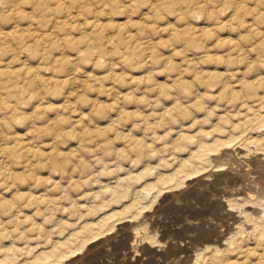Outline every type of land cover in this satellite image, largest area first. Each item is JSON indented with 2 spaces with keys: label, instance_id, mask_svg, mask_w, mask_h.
<instances>
[{
  "label": "rangeland",
  "instance_id": "obj_1",
  "mask_svg": "<svg viewBox=\"0 0 264 264\" xmlns=\"http://www.w3.org/2000/svg\"><path fill=\"white\" fill-rule=\"evenodd\" d=\"M263 77L264 0H0V264H264Z\"/></svg>",
  "mask_w": 264,
  "mask_h": 264
},
{
  "label": "bare ground",
  "instance_id": "obj_2",
  "mask_svg": "<svg viewBox=\"0 0 264 264\" xmlns=\"http://www.w3.org/2000/svg\"><path fill=\"white\" fill-rule=\"evenodd\" d=\"M52 8V7H51ZM263 42V41H262ZM151 62V61H150ZM151 64V63H150ZM259 69V68H258ZM264 78V77H263ZM259 79H261V78H259ZM263 81H264V79H263ZM262 80H261V82H263ZM245 83V82H244ZM264 83V82H263ZM258 85V84H257ZM261 85H262V83H261ZM247 88V87H246ZM237 91H240V90H237ZM235 92V91H234ZM243 93V92H242ZM241 93V94H242ZM245 93V92H244ZM237 95H238V92H237ZM243 95V94H242ZM246 95V94H245ZM241 96V95H240ZM241 98V97H240ZM264 99V98H263ZM246 100V99H245ZM259 113V112H258ZM264 113V112H263ZM257 115V114H256ZM262 115V114H261ZM260 115V116H261ZM259 116V117H260ZM263 116V115H262ZM258 119H262V117L261 118H258ZM264 119V118H263ZM253 125V124H252ZM184 136V135H183ZM258 138V137H257ZM262 142V141H261ZM203 143V142H202ZM259 144H261V143H259ZM201 145V144H200ZM224 145V144H223ZM222 145V146H223ZM263 145V144H262ZM200 147H202V146H200ZM199 147V148H200ZM218 148V144L217 145H205L204 146V150H206V151H208L209 152V154H210V156H211V152H215L216 151V149ZM222 148H220V150H221ZM199 150V149H198ZM218 151H219V148H218ZM220 152V151H219ZM218 152V153H219ZM201 153V152H200ZM197 154V153H196ZM192 154L190 153V156H191ZM202 155H204V153L202 154ZM195 156V155H194ZM209 156V155H208ZM237 156V155H236ZM196 157V156H195ZM202 157V156H201ZM206 157H207V154H206ZM239 157V156H238ZM258 157V156H257ZM191 158H193V157H191ZM208 158V157H207ZM211 158H212V156H211ZM211 158H209V160H207L209 163H210V159ZM259 159H261L260 157H258ZM206 159V158H205ZM239 159V158H238ZM263 159V158H262ZM194 160V159H193ZM180 162V161H179ZM258 163V162H257ZM260 163H261V161H260ZM264 164V163H263ZM182 165H183V167H185V168H187L186 170H188V168H194L193 166H194V162L193 161H191L190 159L188 160V161H184L183 162V159H182ZM196 165V164H195ZM256 165V164H255ZM180 166H181V164H180ZM197 166V165H196ZM261 166H263V165H261ZM197 168V167H196ZM260 168H262V167H260ZM264 168V167H263ZM181 169H182V167H181ZM191 170V169H190ZM197 170V169H196ZM257 171H259V170H257ZM245 178V177H244ZM264 188V187H263ZM236 198V197H235ZM238 198V197H237ZM253 198V197H252ZM264 200V199H263ZM262 199H260L259 197H255V200H253V203H255V204H257L258 205V207H255V208H257L256 209V213H260V214H258L257 216H254L253 214H250V212L249 213H244L245 214V216H244V219H246L245 221H247V222H249V221H252V222H254V226H253V228H255V230H256V228L258 229L259 227L258 226H263L264 227V201H263ZM228 201L230 202V204L234 207V208H236L237 207V209H242V212H245V211H243L244 209H243V205H241L240 204V202H238V201H240L239 199H231L230 198V200H229V198H228ZM252 202V201H251ZM243 203V202H242ZM229 204V203H228ZM243 204H245V203H243ZM251 205V204H250ZM230 206V205H229ZM260 207V208H259ZM258 208H259V210L260 211H257L258 210ZM239 211V210H238ZM252 213V212H251ZM239 216V215H238ZM242 217V216H241ZM243 219V220H244ZM249 220V221H248ZM238 222V221H237ZM96 224V223H95ZM244 225H245V223H244ZM82 226V225H81ZM84 226V225H83ZM92 226V225H91ZM87 228V227H86ZM238 228H239V226H238ZM261 229V228H260ZM83 230V229H82ZM247 230H248V228H245V227H240L239 229H238V231L237 232H235L236 233V235L234 236V238H239L241 235H243V234H245V236H247L246 235V232H247ZM96 231V230H95ZM94 231V232H95ZM251 231H253V230H251ZM257 231V230H256ZM259 232H260V230H258ZM82 232V231H81ZM93 232V233H94ZM136 232H138V231H136ZM254 232V231H253ZM253 232H252V234H253ZM72 233V232H71ZM248 233H249V231H248ZM247 233V234H248ZM255 233V232H254ZM250 234V233H249ZM71 235V234H70ZM250 235H248V237H249ZM252 237H254V236H252ZM256 237V236H255ZM258 237H259V240L260 239H264V229L258 234ZM68 238V237H67ZM233 238V239H234ZM245 238L246 237H244V240H245ZM257 238V237H256ZM248 239V238H247ZM258 240V239H257ZM258 240V241H259ZM64 241V240H63ZM62 241V242H63ZM239 241V240H238ZM61 242V244H63ZM65 242V241H64ZM234 242V241H233ZM236 242H237V240H236ZM239 242H241V241H239ZM239 242H237L238 244H239ZM232 243V242H231ZM235 243V242H234ZM237 243H236V245H237ZM255 243V242H254ZM258 243V242H257ZM61 244L59 245V246H61ZM260 244H261V242H260ZM64 245V244H63ZM241 245V244H240ZM262 245V244H261ZM264 245V244H263ZM57 246V245H56ZM55 246V249L57 248ZM235 246V245H234ZM65 247V246H64ZM229 247H231V245H229ZM238 247V246H237ZM236 247V248H237ZM239 247H241V246H239ZM245 248H244V251H247V252H250L251 250H252V252L254 253L256 250L255 249H252V246H250V245H246L245 244V246H244ZM205 250L206 249H208V250H210V252H212L211 254H216L217 255V253L219 252V251H221V249H218L217 247H212V246H207V247H205L204 248ZM207 250V251H208ZM228 251V250H230V248H226V249H224V251ZM255 250V251H254ZM263 251H264V248L262 249ZM203 251V250H202ZM207 251H205V252H207ZM230 252V251H229ZM251 252V253H252ZM257 252V251H256ZM204 254H206V253H204ZM198 255H200V254H198ZM202 256H204V255H202ZM211 256V255H210ZM247 256H248V254H247ZM250 256V255H249ZM199 257V256H198ZM212 257V256H211ZM200 258V257H199ZM198 258V259H199ZM210 259V258H209ZM219 260V259H218ZM217 260V261H218ZM210 261H211V259H210ZM220 261V260H219ZM222 261V260H221ZM212 262V261H211ZM210 262V263H211ZM213 264V263H212Z\"/></svg>",
  "mask_w": 264,
  "mask_h": 264
}]
</instances>
